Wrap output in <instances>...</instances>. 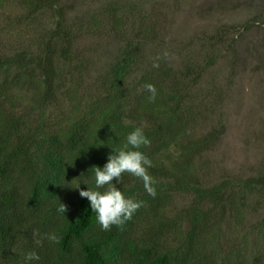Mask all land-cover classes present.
Masks as SVG:
<instances>
[{
	"label": "trees",
	"instance_id": "trees-1",
	"mask_svg": "<svg viewBox=\"0 0 264 264\" xmlns=\"http://www.w3.org/2000/svg\"><path fill=\"white\" fill-rule=\"evenodd\" d=\"M68 1L0 0V264H264V161L216 180L201 161L223 133L202 127L222 71L218 46L234 51L235 34L262 16L193 49L174 45L152 0ZM85 35L103 37L93 55L78 47ZM137 127L156 195L128 173L114 179L143 203L104 231L79 189L95 188L93 168ZM33 251L40 259L26 261Z\"/></svg>",
	"mask_w": 264,
	"mask_h": 264
},
{
	"label": "rangeland",
	"instance_id": "rangeland-1",
	"mask_svg": "<svg viewBox=\"0 0 264 264\" xmlns=\"http://www.w3.org/2000/svg\"><path fill=\"white\" fill-rule=\"evenodd\" d=\"M81 1L69 0L67 4L75 6ZM150 8L174 38V45L193 49L200 37L223 25L243 24L255 14L262 16L260 25L235 34L238 41L234 51L227 45L218 46L223 56L218 62L222 71L209 117L202 126L223 127L219 140L201 160H209L212 179L256 173L264 161V0H152ZM5 17H0L1 23ZM102 40L103 37L85 35L78 47L93 55V46Z\"/></svg>",
	"mask_w": 264,
	"mask_h": 264
},
{
	"label": "clouds",
	"instance_id": "clouds-1",
	"mask_svg": "<svg viewBox=\"0 0 264 264\" xmlns=\"http://www.w3.org/2000/svg\"><path fill=\"white\" fill-rule=\"evenodd\" d=\"M168 55L169 53L165 51L162 56L155 57L153 67L158 68V61L168 57ZM143 90L150 93L148 97L150 101L154 102L156 100L157 89L153 84L146 83L143 85ZM148 145H150V141L145 136L142 128H135L127 135L123 147L112 149V152L108 155L107 163L103 167L95 166L93 168L95 188L79 189L80 196L88 200L92 212L96 213V219L102 230L109 231L114 225L122 228L143 203L125 197L123 192L113 183L114 179L121 182L122 175L128 173L142 180L145 191L155 197V181L147 171V168L152 166V161L138 150L142 146ZM84 183L87 184V181ZM74 188H79V184ZM66 210L67 206L60 203L57 211L65 213ZM33 237L37 245L42 243L43 238H40L38 231L34 230ZM46 239L53 243L59 242V238L54 233L47 234ZM39 259V255L34 251L27 253L25 256L26 261Z\"/></svg>",
	"mask_w": 264,
	"mask_h": 264
}]
</instances>
